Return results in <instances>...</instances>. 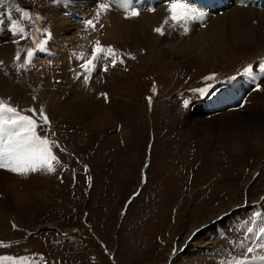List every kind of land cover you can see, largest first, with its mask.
Returning a JSON list of instances; mask_svg holds the SVG:
<instances>
[{
	"label": "rangeland",
	"instance_id": "374dc122",
	"mask_svg": "<svg viewBox=\"0 0 264 264\" xmlns=\"http://www.w3.org/2000/svg\"><path fill=\"white\" fill-rule=\"evenodd\" d=\"M201 1L188 0L207 14L208 26L192 21L186 36L179 26H166L163 35L153 31L169 15L165 0H132L139 18L150 13L158 20L124 38L106 28L105 16L138 17L125 19L116 5L92 31L83 21L95 17L99 0H0V99L45 110L50 126L37 131L58 142L54 151L65 166L27 177L0 170V264H230L261 254L264 41L248 32L245 45L217 54V42L186 55L169 47L184 37L188 44L227 11H264V0L258 8L252 4L259 0H205L218 8ZM57 14L76 27L64 33ZM226 26L218 34L231 37ZM96 40L113 46L125 63L102 77L91 74L86 84L75 78L83 62L76 57L80 49L91 54ZM28 48L34 50L30 63ZM249 65L259 90L241 75ZM238 81L249 88H219ZM239 89L245 92L236 99ZM248 94L262 104L260 127L237 126L224 135L222 114ZM248 247L256 250L248 254Z\"/></svg>",
	"mask_w": 264,
	"mask_h": 264
},
{
	"label": "snow or ice",
	"instance_id": "6c2138e0",
	"mask_svg": "<svg viewBox=\"0 0 264 264\" xmlns=\"http://www.w3.org/2000/svg\"><path fill=\"white\" fill-rule=\"evenodd\" d=\"M165 2L169 15L160 27H156L153 30L157 34L163 35L166 26L169 29H175L179 26L187 36L191 31L190 22L192 21H200L201 26H206L207 14L192 6L188 0H165ZM241 3H243V0H241ZM113 5L125 10V19L135 18L140 15L138 8L133 6L132 0H99L95 17L83 21L85 29L96 31L100 17L110 11ZM146 10L155 11L154 8ZM25 19H28L26 13ZM99 27L102 28L103 25L99 24ZM13 31L20 33L21 38H24V30L17 27L15 23H13ZM27 56L30 63L31 58L34 56V50L30 48ZM132 58L135 59V57ZM20 59L21 57L17 55L16 60L19 61ZM76 59L83 62L79 65L82 71L76 73L75 78L79 80L83 77L86 84L92 79L91 74L96 73L102 77L110 69H115L118 64L123 65L125 63L123 57H118L117 51L113 46H105L100 40L95 41L90 55H80ZM2 63L0 61V64ZM20 67H25V65H20ZM259 70L264 72V64L260 65ZM241 75L252 80L257 90L260 89V85L255 83L257 74L253 70V65L244 68ZM200 91H203V89ZM101 96L105 99L108 98L107 93H101ZM187 103L185 101V105ZM25 111L31 112L32 115L25 114ZM50 123V119L43 108L39 110L36 108L18 109L0 99V170L27 177L35 173L55 174L58 167H65L54 151V146L59 148L58 142L50 138V135L45 134L42 136L37 131L42 126H50ZM60 151H64V149L61 148ZM247 231L251 233L253 229L248 228ZM259 231L264 234V227H261ZM260 239L264 240V235ZM257 248L261 250V254L234 258L230 264H247L249 260L264 264V243H257ZM255 250L252 247H248L246 253L251 254Z\"/></svg>",
	"mask_w": 264,
	"mask_h": 264
},
{
	"label": "bare ground",
	"instance_id": "6f19581e",
	"mask_svg": "<svg viewBox=\"0 0 264 264\" xmlns=\"http://www.w3.org/2000/svg\"><path fill=\"white\" fill-rule=\"evenodd\" d=\"M259 1H261V3H259ZM259 1L253 2L252 7L258 8L259 6H263L262 0H259ZM203 2L205 3V0H203ZM204 3H203V5H204ZM199 4L202 5V2L197 3V5H199ZM204 7H205V5H204ZM235 9H236L235 14L233 16H232V13L229 14V12L227 11L228 14H223L222 16L217 17L216 20L214 21V23L211 24V26L209 25V27L206 30H202L199 34H197L196 39H193L194 37L191 38V40H189L188 44L186 43L188 41V38L184 37V38H182V41L178 43L177 47L171 46V47H169V49H171L173 52H176L180 55H186V54H189L188 52L191 53L193 51V49H195V47H197L199 44H201L203 42H204V45L198 49V52H200L201 49L203 51V49L206 46L214 45V47H215L216 42H217L218 43L217 45H219V46L216 47V53L215 54L220 53L221 51L224 53L228 49H231V48H234V47L240 46V45H245L247 40H251V37L249 38V36H245V35H248V32L259 33L261 35V37L258 34H256V35H258L259 40L264 41V11H263V9L257 11V9H253V8H251V6L247 7V8L242 7V9L241 8L240 9L235 8ZM229 11H231V10H229ZM119 13H120V10H119ZM140 15H141V13H140ZM155 15L156 16H162V14H160V15L155 14ZM3 16L5 19L4 31L6 34V30H7L6 29V23H9V19L5 15H3ZM117 17L112 16L111 14L110 15L108 14L105 16V19L103 21H105V23H106V28H110V30L112 28V29H115V30L121 32V34L123 35L124 38L133 37L135 35V33H138V32H144L145 29L148 28L147 25L151 26V24L153 22L155 23V21L158 20V19H153L152 18L153 15H151L150 13H143L140 18L138 16V19H136V17H135L136 21H125V20L123 21ZM253 19H256V21L258 22V25L253 24ZM56 21L63 27L64 33H69L66 31H69L71 28L73 29L74 26L76 25L75 22L72 23L69 20L63 19L62 17H58V14H57V20ZM225 23L227 24L226 27H228L230 33L232 34L231 37H228V36L222 37V32L218 34V31H221V29ZM206 26H208V25H206ZM245 27H248V29L246 30ZM108 36H109V33L106 34V37H108ZM6 37H8L7 34H6ZM184 39H187V41L185 40L183 42ZM190 41H193V42H190ZM84 46L86 47V45H84ZM84 46H82V48ZM78 49L76 48L77 52L79 51ZM80 51H84V53L81 55L88 56L90 54V53L88 54V50L80 49ZM86 51H87V53H86ZM241 83H244V84L247 83L248 85H240ZM237 86L239 88H241V86L249 88V83L247 81H243V82L238 81L236 83L225 84L224 86H221L219 88H224V89H227V91H229L228 89H237ZM236 91L237 90L234 91L235 94H236ZM244 92H245V90L241 91L239 89V94H237L236 99H238V95L244 94ZM229 94L230 93L227 94V92H225L224 96H226V95L228 96ZM231 94H232V92H231ZM248 95L249 96L246 98V100L244 101V103L240 107H239V105L234 103L235 106H230V108H231L230 111H226V112H224V114H222L223 123H222V127H220V128L223 130L222 132H224V135L227 134L228 132L232 131V130L236 131L237 126L244 127L246 125L254 124V127H256V128L260 127V123L262 122V117H261L262 110H263L262 104L259 103L258 98L256 97V94L253 96H251L250 94H248ZM217 96H219V94H217ZM214 97H216V96H214ZM214 102L215 101H212L211 104H213ZM233 102H235V99ZM207 103L208 102L202 104L201 107L207 105ZM235 109H237L238 111H241L242 114H240L238 111H235ZM233 110H234V112H232ZM207 114H209V113H207ZM242 115L244 117H246L245 120L243 119ZM198 120H200V119H198ZM204 121H207V120H204ZM211 121H213V120H211ZM237 135L240 137L241 132H239Z\"/></svg>",
	"mask_w": 264,
	"mask_h": 264
}]
</instances>
